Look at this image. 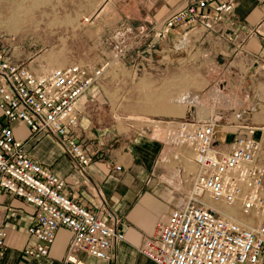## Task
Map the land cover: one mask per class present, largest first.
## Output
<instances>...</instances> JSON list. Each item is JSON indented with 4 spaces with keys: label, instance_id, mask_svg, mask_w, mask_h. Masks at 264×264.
Wrapping results in <instances>:
<instances>
[{
    "label": "built area",
    "instance_id": "2783aa9c",
    "mask_svg": "<svg viewBox=\"0 0 264 264\" xmlns=\"http://www.w3.org/2000/svg\"><path fill=\"white\" fill-rule=\"evenodd\" d=\"M236 2L186 0L161 22L142 25L124 49V54L135 53L133 78L138 71L153 69L154 62H162L165 68L176 62L167 59L176 50L164 47L172 31L195 25L213 30L231 15ZM93 15L80 23L91 21ZM1 45L0 187L33 210L22 255H47L56 231L63 226L71 232L63 264H86L80 253L112 264V249L124 240L125 223L114 214L103 218L69 196L65 181L29 156L12 126L21 121L33 135L54 137L83 170L94 152L78 142L71 129L80 113L79 100L103 78L109 62L92 68L71 63L37 73ZM140 122V131L152 123L161 124L155 128L162 130L165 140L187 150L193 170L189 171V190L167 220L155 224L138 253L154 264H264V151L255 138L258 127L236 124L224 148L216 140L219 124L211 117ZM5 237L0 225V264Z\"/></svg>",
    "mask_w": 264,
    "mask_h": 264
},
{
    "label": "crops",
    "instance_id": "0c3cea01",
    "mask_svg": "<svg viewBox=\"0 0 264 264\" xmlns=\"http://www.w3.org/2000/svg\"><path fill=\"white\" fill-rule=\"evenodd\" d=\"M159 1L166 11L158 20L147 21L148 24L161 22L186 2ZM170 46L176 52L189 47L191 52L199 53V62L210 82L205 89L222 96V110L229 114L225 125L216 119L223 127L216 132L218 144L226 148L235 132L226 128L255 125L258 127L255 138L264 151V111L260 112L264 105V0H237L231 15L210 31L198 25L177 28L164 43L165 48ZM175 63L168 65L166 72L171 70L169 73L174 75ZM111 78L107 79L108 87L101 79L78 102L80 113L71 134L94 152L92 161L83 170L75 166L54 137L33 135L21 121L12 123L13 134L24 142L33 160L48 166L65 181L69 196L103 218L114 214L125 223L124 240L112 249V264H140L138 247L152 234L157 222L167 220L170 210L190 188L186 168L190 161L185 150L165 140L161 129L148 126L145 131H119L113 106L116 96L125 91L109 87ZM184 96L191 97L183 94L181 98ZM179 100L173 101L181 103ZM197 100L195 104H187L190 119H200L195 112ZM117 165L120 170L114 169ZM32 213L22 199L0 187V225L6 230L2 263L63 264L71 237L70 230L63 226L56 231L47 255L32 258L22 255L29 241L27 227ZM79 257L86 264H107L86 254L80 253Z\"/></svg>",
    "mask_w": 264,
    "mask_h": 264
},
{
    "label": "rangeland",
    "instance_id": "374dc122",
    "mask_svg": "<svg viewBox=\"0 0 264 264\" xmlns=\"http://www.w3.org/2000/svg\"><path fill=\"white\" fill-rule=\"evenodd\" d=\"M161 6L159 0H0V43L37 73L71 63L92 68L109 62L102 78L104 86L108 87L107 79L112 77L109 87L125 91L116 96L113 106L119 131H138L140 121L164 116L188 119L191 116L187 115V103L173 101L181 100L183 94L198 99L197 118L209 116L225 125L229 113L222 110V96L205 89L209 78L199 62V53L191 52L189 47L167 57L177 62L174 75L169 73L171 70L166 72L162 62H154L153 69L138 71L133 78L132 68L137 63L135 53L124 54V49L135 39L142 25L149 27L151 24L147 21L163 16L166 10ZM91 13L94 14L91 21L81 24L83 17ZM203 102L205 105H201ZM214 103L218 106L213 107ZM160 125L152 123L150 126ZM222 128L218 126L217 131ZM186 168L193 170L191 164ZM138 257L140 264H154L141 255Z\"/></svg>",
    "mask_w": 264,
    "mask_h": 264
},
{
    "label": "bare ground",
    "instance_id": "6f19581e",
    "mask_svg": "<svg viewBox=\"0 0 264 264\" xmlns=\"http://www.w3.org/2000/svg\"><path fill=\"white\" fill-rule=\"evenodd\" d=\"M191 97H188V96H184L181 100H180V102L181 103H193V104H195V102H196V100H194V99H190Z\"/></svg>",
    "mask_w": 264,
    "mask_h": 264
}]
</instances>
